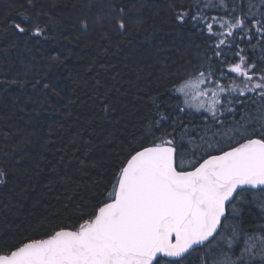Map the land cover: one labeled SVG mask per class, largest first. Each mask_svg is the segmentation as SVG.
I'll use <instances>...</instances> for the list:
<instances>
[{
  "label": "snow or ice",
  "instance_id": "snow-or-ice-1",
  "mask_svg": "<svg viewBox=\"0 0 264 264\" xmlns=\"http://www.w3.org/2000/svg\"><path fill=\"white\" fill-rule=\"evenodd\" d=\"M168 8L203 39V55L171 88L144 94L103 187L73 214L49 213L0 238V264H264V0H170ZM114 11L110 24L123 34L133 19ZM57 26L47 13L19 10L0 20V39L27 46ZM63 62L57 53L48 67ZM0 83L38 90L45 102L63 91L44 76ZM95 99L106 116L116 111L107 93ZM253 207L259 215L246 228Z\"/></svg>",
  "mask_w": 264,
  "mask_h": 264
},
{
  "label": "trees",
  "instance_id": "trees-1",
  "mask_svg": "<svg viewBox=\"0 0 264 264\" xmlns=\"http://www.w3.org/2000/svg\"><path fill=\"white\" fill-rule=\"evenodd\" d=\"M169 2L33 0L28 8L26 0H0V20L27 9L47 13L58 25L49 39L33 38L27 46L9 47L11 35L0 39V77L44 76L63 87L45 102L38 90L0 83V167L8 172L0 185V238L10 239L17 226L25 229L49 213L73 214L99 191L120 140L133 129L132 114L144 111V94L171 88L203 55V39L172 18ZM117 6L133 19L123 34L110 24ZM57 53L64 62L50 69L48 60ZM98 92L108 94L115 112L100 111ZM258 215L255 207L245 210L244 227Z\"/></svg>",
  "mask_w": 264,
  "mask_h": 264
}]
</instances>
